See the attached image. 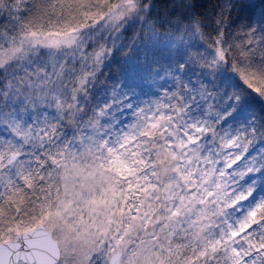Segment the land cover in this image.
Instances as JSON below:
<instances>
[{"label": "snow or ice", "instance_id": "snow-or-ice-1", "mask_svg": "<svg viewBox=\"0 0 264 264\" xmlns=\"http://www.w3.org/2000/svg\"><path fill=\"white\" fill-rule=\"evenodd\" d=\"M241 7L0 0V264H264V7Z\"/></svg>", "mask_w": 264, "mask_h": 264}, {"label": "trees", "instance_id": "trees-1", "mask_svg": "<svg viewBox=\"0 0 264 264\" xmlns=\"http://www.w3.org/2000/svg\"><path fill=\"white\" fill-rule=\"evenodd\" d=\"M163 0H158V3L162 4ZM197 3L201 6H207L209 0H197ZM237 3L242 7L239 9L242 13L256 12L258 13L261 7H264V0H237ZM105 71H108L105 69ZM115 71V67L113 68Z\"/></svg>", "mask_w": 264, "mask_h": 264}]
</instances>
